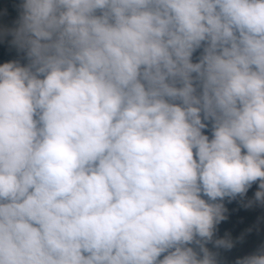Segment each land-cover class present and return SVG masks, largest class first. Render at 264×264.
I'll return each instance as SVG.
<instances>
[{"label":"clouds","instance_id":"1","mask_svg":"<svg viewBox=\"0 0 264 264\" xmlns=\"http://www.w3.org/2000/svg\"><path fill=\"white\" fill-rule=\"evenodd\" d=\"M11 8L0 264H264V0Z\"/></svg>","mask_w":264,"mask_h":264},{"label":"rangeland","instance_id":"2","mask_svg":"<svg viewBox=\"0 0 264 264\" xmlns=\"http://www.w3.org/2000/svg\"><path fill=\"white\" fill-rule=\"evenodd\" d=\"M256 215H259V210L253 211H237L231 214L230 218L226 222H221L218 225V234L223 235L224 231L227 230L235 236L239 231L243 228L244 224L250 222L254 219ZM259 242V237L252 236L249 237L247 242V247L243 249L245 253L254 250V246ZM235 254V250L233 253H229L228 255Z\"/></svg>","mask_w":264,"mask_h":264},{"label":"trees","instance_id":"3","mask_svg":"<svg viewBox=\"0 0 264 264\" xmlns=\"http://www.w3.org/2000/svg\"><path fill=\"white\" fill-rule=\"evenodd\" d=\"M12 3H13V0H0V8L7 7L9 10V13L12 16H15V12H13V10L11 8ZM0 62H3V61H0Z\"/></svg>","mask_w":264,"mask_h":264}]
</instances>
